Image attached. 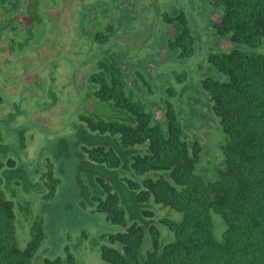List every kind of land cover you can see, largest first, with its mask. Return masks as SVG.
I'll return each mask as SVG.
<instances>
[{
  "label": "trees",
  "instance_id": "16d2710c",
  "mask_svg": "<svg viewBox=\"0 0 264 264\" xmlns=\"http://www.w3.org/2000/svg\"><path fill=\"white\" fill-rule=\"evenodd\" d=\"M121 2L98 0L78 11L77 30L84 42L110 43V48L96 56L83 106L73 111L69 133L47 139L46 150L57 165L47 157L44 169L39 152L34 167L27 168L21 157L28 147L26 131L17 127L18 140L10 134L15 114L0 121L8 132L0 133V264H75L68 248L54 259L37 255L46 234L41 218L29 226L24 248L16 233L25 212L36 204L23 194L48 191L41 206L53 200L65 176L63 165L70 160L76 163L83 207L123 228L95 240L102 243L105 264H264V0H207L203 7L205 15L207 8L212 11L208 30L225 45L207 57L209 69L224 80L205 76L198 85L224 135L223 161L212 178L197 173L202 146L184 133L174 108L177 93L162 92L159 80H146L134 71L113 43L117 28L111 5ZM41 5L42 0H0V52L8 48L23 57L26 47L38 43L45 29ZM119 9L120 22H127L125 3ZM160 16L170 54L174 57L183 49L182 56H191L197 39L189 15L171 5ZM8 32L6 48L3 33ZM55 103L38 104L39 110ZM20 105H13L15 113L28 116ZM28 122L33 126L31 119ZM40 174L47 182L35 180ZM165 209L179 213L181 221L168 219L161 212ZM163 230L174 235L171 243L161 240ZM147 239L150 246L144 254Z\"/></svg>",
  "mask_w": 264,
  "mask_h": 264
},
{
  "label": "rangeland",
  "instance_id": "374dc122",
  "mask_svg": "<svg viewBox=\"0 0 264 264\" xmlns=\"http://www.w3.org/2000/svg\"><path fill=\"white\" fill-rule=\"evenodd\" d=\"M120 1L125 3L124 12L129 15V19L125 23L120 22V11L123 8H119L124 3L111 5V14L117 28L116 36L112 38L113 43L122 49L134 71L142 74L146 80H159L157 86L162 92L171 89L177 93L174 108L185 126L184 133L190 142L197 140L202 146L197 173L212 178L215 176L216 165L223 161L220 147L224 144V135L219 120L210 112L207 98L199 96L198 85L205 76L224 80L223 76L209 69L207 57L225 45L219 43L216 36L208 30L207 19L211 18L212 11L207 8L206 15L204 13L203 7L207 0ZM95 2L98 0H42L40 13L44 17V33L37 44L25 48L23 57H17L7 50L9 32L3 33L7 49L0 52V121L15 114L10 124L13 133L10 134L17 138V127L26 131L24 135L28 147L26 155L21 157L27 168L34 167L33 162L39 152L43 156L40 162L50 157L54 166L57 165L47 151L46 144L50 143L47 139H57L69 133L73 111L76 108L80 111L83 106L82 99L87 94V76L95 67L96 56L100 58L99 52L110 48L108 43L102 46L95 44L97 49H94L96 46L90 42L85 43L77 30L78 11L83 13L86 6L91 8L89 4ZM171 5L179 6L191 18L190 23L197 39L191 56H182L183 49H180V53L173 57L166 47V26L160 15ZM167 35L172 36V32ZM35 78H39L38 84H34ZM130 86H133L132 83ZM161 98L166 99L167 95ZM45 101L48 104L52 101L56 103L49 109L39 110L41 106L38 104ZM16 103L21 104V110H27L29 115L15 113L13 105ZM99 112L107 113L105 110ZM30 119L33 126L28 122ZM3 128L0 127V133L8 134ZM66 160L60 158L61 163H66ZM74 162L70 160L69 165H63L65 176L53 200L41 206L40 200L48 191L23 194V198L32 199L36 204L28 213L25 212V228L22 223L21 226L17 225V239L20 247L24 248L30 238L29 226L38 217L43 221L46 233L38 256L54 259L63 256L64 249L68 248L76 259L75 264H105L100 258L102 243L95 240L101 236L121 233L123 228L110 223L103 214L94 213L91 207H83L78 198L81 187L77 182ZM46 163L45 159L41 164L44 169ZM41 176L42 174L34 178L40 184L47 182L48 179L42 180ZM161 212H165L172 221H181V215L177 212L168 209ZM216 219L217 228H220L221 219ZM220 234L215 230L217 238H220ZM161 240L171 243L174 235L163 230ZM149 246L150 241L147 239L142 250L144 254L145 248L148 249Z\"/></svg>",
  "mask_w": 264,
  "mask_h": 264
}]
</instances>
